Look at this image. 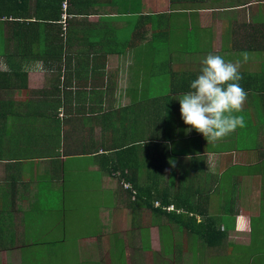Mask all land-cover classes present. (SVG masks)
<instances>
[{
    "label": "crops",
    "instance_id": "crops-1",
    "mask_svg": "<svg viewBox=\"0 0 264 264\" xmlns=\"http://www.w3.org/2000/svg\"><path fill=\"white\" fill-rule=\"evenodd\" d=\"M66 1L0 0V264H66L62 249L75 264H180L163 240L193 237L188 223L209 238L226 231L209 247L198 239L202 264L243 245L229 241L241 233L254 246L264 212V0H169L175 11L155 0ZM193 29L207 32L202 44L184 41ZM176 30L183 41L169 37ZM209 53L240 63L247 92L245 126L212 143L186 134L175 99ZM119 154L141 167L135 199Z\"/></svg>",
    "mask_w": 264,
    "mask_h": 264
},
{
    "label": "clouds",
    "instance_id": "clouds-1",
    "mask_svg": "<svg viewBox=\"0 0 264 264\" xmlns=\"http://www.w3.org/2000/svg\"><path fill=\"white\" fill-rule=\"evenodd\" d=\"M244 58L247 60V55ZM242 78L239 62L209 53L201 61L200 74L190 82L189 91L175 98L179 100L181 119L188 126L186 134L195 130L212 143L243 128L245 119L239 113L247 92L239 83Z\"/></svg>",
    "mask_w": 264,
    "mask_h": 264
},
{
    "label": "rangeland",
    "instance_id": "rangeland-1",
    "mask_svg": "<svg viewBox=\"0 0 264 264\" xmlns=\"http://www.w3.org/2000/svg\"><path fill=\"white\" fill-rule=\"evenodd\" d=\"M157 1L163 3L162 9L164 10L166 9L170 11L176 10L174 9L175 5L174 4L171 5L169 0H155V2ZM138 3H140V1ZM180 8H183V6H180ZM160 15L161 14H159V16L155 15L158 20L160 19ZM175 15L176 17H182L181 14L178 12H176ZM176 19L180 22V24L184 25V23H182L185 21L183 18H176ZM206 33H207L206 31H200L199 29H195V30L193 29L192 32L188 33V38L184 41H188L189 44L200 45L203 43V39L205 38ZM172 34H173V37H175V39L183 41L182 38L185 35V33H182L180 30L179 31L176 30L175 32L169 31V37H171ZM181 44L182 43L178 45L179 48L181 50L185 49V47H183ZM170 48L176 49L175 47H170ZM202 50H203L202 48L197 50L199 57H201ZM260 62L264 63V61H260ZM196 66H200V64H197ZM258 66H259V73L263 72L262 78H264V64H260ZM1 141L2 139H0V144H1ZM7 152H12V150H9ZM262 188L264 190V186H262ZM262 210H264V208H262ZM257 214L258 213H256V215ZM159 221H160V225L164 223V219H160ZM252 225L254 229L255 245L250 246V248H247L248 247L247 244H250L249 242L250 238L247 236V239H244L243 236H245L244 235L245 233H241L237 238L232 237L231 240L229 241H235L236 243L243 244V245H235L232 247L229 246L226 250H224L220 254L219 259L216 260V264H264V212L260 214L259 218L258 217L255 218ZM164 234H166V230L162 232V235ZM186 238L188 239L191 238L189 250L187 252H186L187 249L185 247V242H184ZM260 242L261 244H258ZM163 246L167 250H171V249L176 250L177 254L180 256V259H178V263L180 262V264H202L200 262L201 259L208 257V254L205 252V248L202 245V243H200L197 238L192 237V236L187 237L186 235H181V236H176L174 238L169 233L168 237H165V240H163ZM62 250L63 251L61 252L63 254L61 253V257L64 261L67 262L66 264H75L74 261L71 258H69V256L73 254L67 251V249H62ZM45 254H49V253L44 252V253H41L40 256H43ZM58 257L60 258V255H57V258ZM207 264H213V261Z\"/></svg>",
    "mask_w": 264,
    "mask_h": 264
},
{
    "label": "trees",
    "instance_id": "trees-1",
    "mask_svg": "<svg viewBox=\"0 0 264 264\" xmlns=\"http://www.w3.org/2000/svg\"><path fill=\"white\" fill-rule=\"evenodd\" d=\"M1 20H3V18L0 17V21ZM151 21H152V25H153L154 23H157L158 19H156V16L153 15ZM77 22H79V21H77L76 19H72L69 22L70 23L69 26H71V25L73 26ZM67 23H68V21H67ZM63 34L66 35V32L63 31ZM119 155L121 157H123V159L120 160V161H122V167H118V168L121 169V170H126L128 172V175L126 174L124 176V179H128V181L130 183V187L127 190V192H129V194H132V197L135 199V198H137V195H138L137 194V190H135L136 188L134 187V186H136V180H137L135 174H136V172H138L141 169V167L140 166L139 167L138 166H134L132 164V161H130V159L128 157L127 158H124V156H126L127 154H119ZM126 171L124 173H126ZM130 171H133V174ZM124 173H122V174H124ZM146 178H147V181L150 184H152L154 181H156L157 175L150 174L149 171H147ZM155 205H156V207L159 210H162L164 212H169V213L170 212H174L176 214H181V213L183 214V211L180 210L179 208H176L174 205L172 206V205H169L168 204L166 206H163V205H160L158 203H156ZM180 218H185V217H180ZM190 222H191V220H190ZM183 227L186 228L188 230V232H190L189 230H191V232L194 233V236L193 237H195L197 239H200L201 241L205 242L208 247L211 245V241H213V240L220 241V239L226 237V231H221V230L218 231V230H215L214 229V232L217 233L216 234L217 236L215 237V233L213 232L212 237L209 238L204 233V231H205V225L193 226V228H192V225L190 223H188V224H185Z\"/></svg>",
    "mask_w": 264,
    "mask_h": 264
},
{
    "label": "built area",
    "instance_id": "built-area-1",
    "mask_svg": "<svg viewBox=\"0 0 264 264\" xmlns=\"http://www.w3.org/2000/svg\"><path fill=\"white\" fill-rule=\"evenodd\" d=\"M63 7H64L65 9H67V7H68V1L64 2ZM63 17H64V23H66L67 15H64ZM65 25H66V24H65ZM124 187H125V189H128V188H129L128 184H127V185H124ZM124 187H123V188H124Z\"/></svg>",
    "mask_w": 264,
    "mask_h": 264
}]
</instances>
